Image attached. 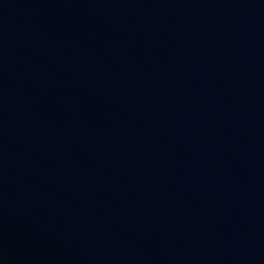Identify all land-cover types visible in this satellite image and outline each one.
<instances>
[{
    "label": "water",
    "instance_id": "95a60500",
    "mask_svg": "<svg viewBox=\"0 0 264 264\" xmlns=\"http://www.w3.org/2000/svg\"><path fill=\"white\" fill-rule=\"evenodd\" d=\"M264 110V0H0V264H206Z\"/></svg>",
    "mask_w": 264,
    "mask_h": 264
}]
</instances>
